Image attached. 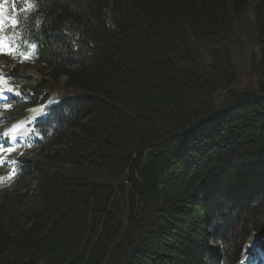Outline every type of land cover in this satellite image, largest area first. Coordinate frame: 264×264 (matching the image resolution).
I'll return each mask as SVG.
<instances>
[{"label": "trees", "instance_id": "16d2710c", "mask_svg": "<svg viewBox=\"0 0 264 264\" xmlns=\"http://www.w3.org/2000/svg\"><path fill=\"white\" fill-rule=\"evenodd\" d=\"M35 1L33 98L65 76L69 107L0 185V264H235L261 246L264 0Z\"/></svg>", "mask_w": 264, "mask_h": 264}, {"label": "snow or ice", "instance_id": "6c2138e0", "mask_svg": "<svg viewBox=\"0 0 264 264\" xmlns=\"http://www.w3.org/2000/svg\"><path fill=\"white\" fill-rule=\"evenodd\" d=\"M0 23H2V21H0ZM16 21H13V24H15ZM31 48L34 50L35 49V45L33 44L31 46ZM0 54H8L13 56L14 58L19 59L21 62L25 61V60H29L31 59V55L28 54V50L25 49L24 52H20V50L18 48H11V47H6V40L3 37H0ZM23 125L22 124H17V125H13L11 129H9V132H15L17 129L21 128ZM8 133H5L4 136L7 137ZM11 141L13 142V144L15 145L19 140L21 139H26V137H17L15 135L10 137ZM13 148L10 147L8 149V151H12ZM0 163H3V160L0 159ZM18 163V161H12L10 162V165L13 167V171L9 173L7 178H3L0 177V184H3L5 182V179L7 180H11L12 177L15 175V165ZM246 250H251L254 252H259L260 249L258 247V245L256 244L255 241H253L251 238L249 239V243L245 245ZM264 255V254H262ZM251 257H245V259H250ZM241 264H243V260L241 261Z\"/></svg>", "mask_w": 264, "mask_h": 264}, {"label": "rangeland", "instance_id": "374dc122", "mask_svg": "<svg viewBox=\"0 0 264 264\" xmlns=\"http://www.w3.org/2000/svg\"><path fill=\"white\" fill-rule=\"evenodd\" d=\"M3 4H6V2H0ZM26 68L24 70H21L24 74L26 75H32V76H37V66L35 65H29V66H25ZM60 82L63 83L65 81L64 77L59 78ZM40 109L39 107H35V106H30L27 108V114L29 117L34 118L37 114H39ZM42 156V154H38L37 156H35L34 158L36 159H40V157ZM25 174V173H24ZM22 182V180H19V183Z\"/></svg>", "mask_w": 264, "mask_h": 264}]
</instances>
